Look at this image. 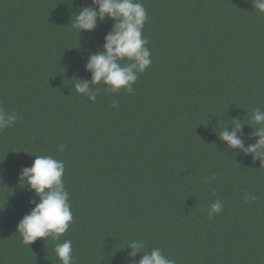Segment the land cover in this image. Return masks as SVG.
Returning a JSON list of instances; mask_svg holds the SVG:
<instances>
[{"label": "trees", "instance_id": "1", "mask_svg": "<svg viewBox=\"0 0 264 264\" xmlns=\"http://www.w3.org/2000/svg\"><path fill=\"white\" fill-rule=\"evenodd\" d=\"M141 2L152 63L133 93L96 85L92 101L74 84L91 81L114 21L78 34L92 0H0V107L17 114L0 131V264H61L65 240L74 264H139L132 240L176 264H264V167L219 138L264 110V13L251 0ZM241 139L254 144V128ZM37 155L64 162L73 222L29 247L17 225L39 197L19 177Z\"/></svg>", "mask_w": 264, "mask_h": 264}, {"label": "clouds", "instance_id": "2", "mask_svg": "<svg viewBox=\"0 0 264 264\" xmlns=\"http://www.w3.org/2000/svg\"><path fill=\"white\" fill-rule=\"evenodd\" d=\"M95 7L82 8L72 21V26L81 32L94 31L98 22L110 18L114 21L113 30L105 37L103 50L91 54L86 70L92 74L91 81L80 80L74 84L76 92L95 101L101 90L96 85H103V91L119 93L122 90L133 93V85L140 74L150 67L151 52L148 40L143 37V28L148 20L146 9L141 0H92ZM255 9L264 13V0H251ZM113 107H118L113 102ZM17 121L15 112L9 113L0 107V131L13 126ZM245 124L254 128L257 138L254 144L245 147L243 128ZM232 131L224 128L219 133L222 142H226L230 149H239L245 156H251L253 162H260L264 167V110L254 109L251 120L247 123L234 119ZM59 151H64L66 145H60ZM259 167V168H260ZM64 162L50 155L35 156L31 167L24 168L20 174V184L30 187L39 197L32 211L25 215L17 225V232L22 241L29 246L40 238L60 240L68 232L73 222L69 192L65 188L63 176ZM214 179V177H213ZM246 199L255 202L256 196L246 193ZM224 204L216 200L208 209L209 219H214L222 213ZM132 248L130 257L142 253L139 264H176L174 259L166 256L159 248L143 251L145 243L142 240L129 242ZM56 257L61 264H74L71 240L57 243L54 248Z\"/></svg>", "mask_w": 264, "mask_h": 264}]
</instances>
